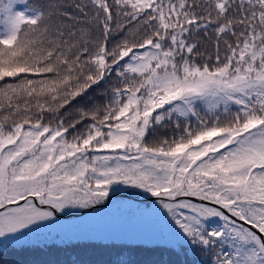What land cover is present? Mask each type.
<instances>
[{
    "label": "snow or ice",
    "instance_id": "snow-or-ice-1",
    "mask_svg": "<svg viewBox=\"0 0 264 264\" xmlns=\"http://www.w3.org/2000/svg\"><path fill=\"white\" fill-rule=\"evenodd\" d=\"M109 208L160 238L34 235ZM4 242L19 264H264V0H0Z\"/></svg>",
    "mask_w": 264,
    "mask_h": 264
},
{
    "label": "rangeland",
    "instance_id": "rangeland-1",
    "mask_svg": "<svg viewBox=\"0 0 264 264\" xmlns=\"http://www.w3.org/2000/svg\"><path fill=\"white\" fill-rule=\"evenodd\" d=\"M101 214L102 210L84 215L60 214L55 225L40 228L38 234L34 235H38L41 239L46 237L49 241L54 240L56 243H60L61 240L70 242L72 240L119 239L124 238L123 234L129 238H137L136 240L160 238V235L155 233L156 222L151 217L142 216L136 212L126 225L115 229L111 228L113 226L109 228L104 225V223L114 225L115 222L109 218L110 216ZM144 224L149 228H145ZM6 243L8 242H4L3 245Z\"/></svg>",
    "mask_w": 264,
    "mask_h": 264
},
{
    "label": "trees",
    "instance_id": "trees-1",
    "mask_svg": "<svg viewBox=\"0 0 264 264\" xmlns=\"http://www.w3.org/2000/svg\"><path fill=\"white\" fill-rule=\"evenodd\" d=\"M112 203H117V204H124V205H130L132 209H149L154 207L155 205L151 202V199L144 195V194H139V195H134L132 190H122L118 193L113 194L112 196ZM135 211H128L127 209H122L120 211H115L114 209H102V216H110L111 220H113L115 223L114 225H108V223H104L107 227L113 226L111 228L118 229L121 226L126 225V223L129 221L130 217H133L135 214ZM136 215V214H135ZM134 215V216H135ZM109 218H107L109 220ZM145 228H149L146 224H144ZM110 228V227H109ZM122 233V232H121ZM155 233L160 235V232L156 228ZM124 238H119V239H114V238H109V239H97V240H80V241H96L97 243L103 242V243H111V242H116V243H125V242H138L140 240H136L137 238H129L126 237L125 234ZM143 240V239H142ZM77 240H72L70 242L75 243ZM31 257L28 254H22L18 252L12 245L9 243H6L4 245H0V264H19L21 260L24 259H31ZM55 258L61 259V260H67L69 258L72 259H84V260H96V259H102L105 258L101 254V250L99 249H93L91 247L89 248H83L79 250V255L77 256L76 254L73 253H65L61 252L59 253ZM154 259H162L164 261H169L171 259H175L174 257H170L167 253L163 254H157L156 256L153 257ZM181 260L184 259V257H180ZM189 259H191L189 257Z\"/></svg>",
    "mask_w": 264,
    "mask_h": 264
}]
</instances>
